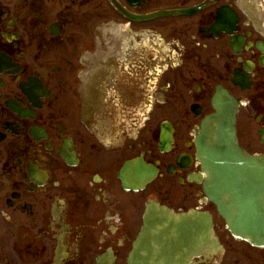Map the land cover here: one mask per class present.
Returning <instances> with one entry per match:
<instances>
[{"label":"flooded vegetation","instance_id":"obj_1","mask_svg":"<svg viewBox=\"0 0 264 264\" xmlns=\"http://www.w3.org/2000/svg\"><path fill=\"white\" fill-rule=\"evenodd\" d=\"M218 88L264 155V0H0V264H128L151 201L211 215L185 264H264L203 191Z\"/></svg>","mask_w":264,"mask_h":264},{"label":"water","instance_id":"obj_2","mask_svg":"<svg viewBox=\"0 0 264 264\" xmlns=\"http://www.w3.org/2000/svg\"><path fill=\"white\" fill-rule=\"evenodd\" d=\"M213 106L215 113L203 120L195 141L205 175L204 193L235 237L264 246V156L253 157L239 148L234 134L237 104L225 91H217ZM211 231L208 214L175 216L150 203L129 264H172L187 259L212 245Z\"/></svg>","mask_w":264,"mask_h":264}]
</instances>
